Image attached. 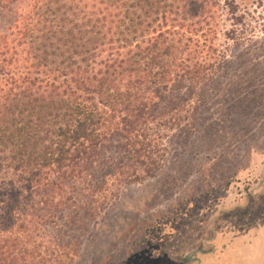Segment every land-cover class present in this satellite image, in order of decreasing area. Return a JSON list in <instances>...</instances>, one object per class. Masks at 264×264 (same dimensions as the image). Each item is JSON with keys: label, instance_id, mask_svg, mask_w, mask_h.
Instances as JSON below:
<instances>
[{"label": "trees", "instance_id": "16d2710c", "mask_svg": "<svg viewBox=\"0 0 264 264\" xmlns=\"http://www.w3.org/2000/svg\"><path fill=\"white\" fill-rule=\"evenodd\" d=\"M43 1L13 43L0 34V242L8 248L16 227L55 223L61 211L76 225L155 177L164 140L198 131L214 84L228 76L235 88L241 73L225 66L264 58L252 10L236 0ZM11 3L0 0V10ZM221 5L232 19L223 42Z\"/></svg>", "mask_w": 264, "mask_h": 264}, {"label": "rangeland", "instance_id": "374dc122", "mask_svg": "<svg viewBox=\"0 0 264 264\" xmlns=\"http://www.w3.org/2000/svg\"><path fill=\"white\" fill-rule=\"evenodd\" d=\"M236 1L252 10L254 33L264 39V0ZM43 2L12 0L10 10H0V34L13 43ZM218 13L223 42L232 19L222 5ZM227 67L241 73L235 88L228 76L214 84L216 99L198 131L164 140L166 161L155 177L124 187L76 225L65 222L70 211H61L55 223L14 228L10 247L0 242V264H191L218 232L264 224V58Z\"/></svg>", "mask_w": 264, "mask_h": 264}, {"label": "crops", "instance_id": "0c3cea01", "mask_svg": "<svg viewBox=\"0 0 264 264\" xmlns=\"http://www.w3.org/2000/svg\"><path fill=\"white\" fill-rule=\"evenodd\" d=\"M191 264H264V224L245 232H218Z\"/></svg>", "mask_w": 264, "mask_h": 264}]
</instances>
